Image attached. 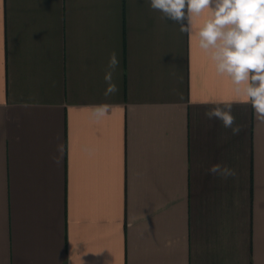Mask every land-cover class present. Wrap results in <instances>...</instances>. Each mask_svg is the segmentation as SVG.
<instances>
[{
  "label": "crops",
  "instance_id": "0c3cea01",
  "mask_svg": "<svg viewBox=\"0 0 264 264\" xmlns=\"http://www.w3.org/2000/svg\"><path fill=\"white\" fill-rule=\"evenodd\" d=\"M204 18L0 0V264H264V119L199 47ZM225 102L236 135L205 116Z\"/></svg>",
  "mask_w": 264,
  "mask_h": 264
},
{
  "label": "clouds",
  "instance_id": "9594fccd",
  "mask_svg": "<svg viewBox=\"0 0 264 264\" xmlns=\"http://www.w3.org/2000/svg\"><path fill=\"white\" fill-rule=\"evenodd\" d=\"M150 7L161 18L179 25V31L189 33L195 17H205L198 31L199 47L215 64L216 71L227 75L235 91L250 102L257 117L264 119V0H149ZM119 60L110 54L109 68L115 71ZM112 71L106 73L105 95L115 94ZM108 104L93 106L97 116L105 115ZM209 120H219L233 135L240 132L232 106L225 102L205 112ZM236 125V126H234ZM209 171L224 179L235 172L227 166L213 165Z\"/></svg>",
  "mask_w": 264,
  "mask_h": 264
}]
</instances>
